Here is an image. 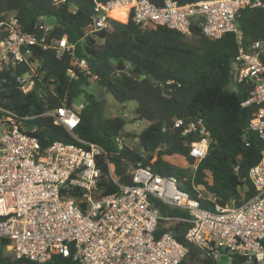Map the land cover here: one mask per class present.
Instances as JSON below:
<instances>
[{"label":"built area","instance_id":"2783aa9c","mask_svg":"<svg viewBox=\"0 0 264 264\" xmlns=\"http://www.w3.org/2000/svg\"><path fill=\"white\" fill-rule=\"evenodd\" d=\"M49 1L53 8L69 2ZM92 4L84 35L96 40L99 32L110 28L115 10H123L124 20L130 19L142 30L163 26L190 37L196 25L210 40L233 34L237 45L234 81L251 86L241 106L254 109L248 127L264 139V42L246 43L238 23L243 10H264V0H198L184 5L164 0L160 6L150 0H92ZM69 9L76 11L74 6ZM48 16H40L31 32L13 13L0 19V240L5 242L4 253L34 264L54 256L71 258L76 264H180L188 255L187 244L214 260L223 254L230 264L235 257L239 264H264V149L248 171L254 195L237 206L221 204L199 186H193L192 196L178 187L175 177L154 173L150 166L129 165L117 176L102 147L73 133L85 104L76 106L77 96L60 95V81L34 54L36 49L51 52L57 60L68 58L69 81L83 76L87 84L96 86L99 76L88 59L77 55L76 44L66 35L53 34L55 25L46 23ZM14 92L27 101L12 102ZM47 121L66 130L80 145L41 138L39 131ZM171 128L184 138L193 135L194 140L184 141L189 155L197 162L205 158L210 135L201 118H174ZM134 140L129 145L125 136L115 137L114 147L132 150L138 142ZM99 161L116 187L113 193L101 195ZM233 170L237 174L238 167ZM156 201L184 215L162 214ZM179 223L187 224L182 231L184 244L170 229Z\"/></svg>","mask_w":264,"mask_h":264},{"label":"trees","instance_id":"16d2710c","mask_svg":"<svg viewBox=\"0 0 264 264\" xmlns=\"http://www.w3.org/2000/svg\"><path fill=\"white\" fill-rule=\"evenodd\" d=\"M162 5L164 0H150ZM179 5L198 0H173ZM74 6L73 13L69 7ZM92 0H69L64 7L53 8L49 0H0V19L15 14L28 32L40 16L55 18L53 34L66 35L76 44L79 57L88 59L91 67L95 61L87 56L85 48H92L112 62L123 61L128 71L100 76L96 86L103 91V99L109 93L118 103L137 101L134 110L136 120H146L148 125L136 136L126 133V121L122 116L107 118L103 114L102 100L93 94L85 96V107L74 135L84 141L95 143L108 154L117 176L129 165L150 166L154 173L173 176L178 187L195 195L193 186L202 187L220 199L221 204L241 205L254 195L248 181V171L254 166L264 149L260 139L248 127L254 109L243 108L241 103L248 97L250 83H236L233 68L237 45L233 34L227 33L217 40L205 38L194 25L190 37L163 26L142 30L130 19L124 20L123 10H117L110 18V28L98 33L99 39L85 36L84 29L91 22ZM238 23L246 43L254 40L264 42V10H243ZM44 61L45 68L60 83V95L66 93L71 99L83 92L86 78L80 76L69 81L68 58L57 60L51 52L34 50ZM27 101L18 92L12 93V102ZM174 118L193 120L201 118L209 131L208 153L200 162L189 155L184 141L195 139L193 135L181 137L171 128ZM163 128H165L163 130ZM41 138L63 143L79 142L66 130L46 122L40 129ZM137 138L134 149L117 151L114 138L118 136ZM43 141V139H42ZM80 145V144H79ZM154 159V160H153ZM103 162L106 158L102 159ZM153 160V161H152ZM102 171L99 183L101 195L116 191L108 178L106 165L99 161ZM238 167L237 174L234 167ZM195 167V168H194ZM122 181L127 183L128 178ZM162 214L183 216L181 210L173 209L160 201L155 202ZM207 206V205H206ZM187 224L170 228L175 238L184 244L182 231ZM4 240H0V264H34L12 259L4 253ZM188 255L180 264H217L212 256L203 255L198 249L187 245ZM44 264H76L71 258L54 256ZM232 264H239L234 258Z\"/></svg>","mask_w":264,"mask_h":264},{"label":"rangeland","instance_id":"374dc122","mask_svg":"<svg viewBox=\"0 0 264 264\" xmlns=\"http://www.w3.org/2000/svg\"><path fill=\"white\" fill-rule=\"evenodd\" d=\"M128 71V67L125 68ZM87 94H93L97 96L95 86L93 84H87L83 87V92L77 96L74 104L77 106L85 102V96ZM138 106L137 101H130L126 103H118L113 97L107 93L102 100V109L105 117L110 118L114 116H122L126 121L124 131L126 133L135 134L136 136L144 129L148 122L146 120H136L135 114L133 113ZM135 142L134 138L128 139V144L131 145ZM217 264H230V261L226 255L219 254L215 258Z\"/></svg>","mask_w":264,"mask_h":264},{"label":"water","instance_id":"95a60500","mask_svg":"<svg viewBox=\"0 0 264 264\" xmlns=\"http://www.w3.org/2000/svg\"><path fill=\"white\" fill-rule=\"evenodd\" d=\"M45 21L49 25H55V18L52 16L46 17ZM84 51L87 56L91 57L95 61L92 69L96 76H111L115 72L125 71V65L122 60L118 62H112L107 58L101 59L100 54L92 48H85ZM95 90L97 92L98 99L102 100L103 91L100 90L97 86H95Z\"/></svg>","mask_w":264,"mask_h":264},{"label":"bare ground","instance_id":"6f19581e","mask_svg":"<svg viewBox=\"0 0 264 264\" xmlns=\"http://www.w3.org/2000/svg\"><path fill=\"white\" fill-rule=\"evenodd\" d=\"M115 11H117V10H115ZM115 11H113L112 14H113Z\"/></svg>","mask_w":264,"mask_h":264}]
</instances>
